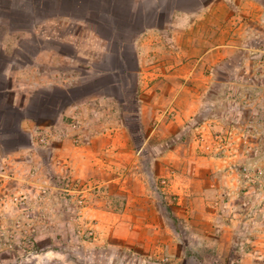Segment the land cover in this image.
<instances>
[{"label":"rangeland","instance_id":"rangeland-1","mask_svg":"<svg viewBox=\"0 0 264 264\" xmlns=\"http://www.w3.org/2000/svg\"><path fill=\"white\" fill-rule=\"evenodd\" d=\"M224 36L222 56L209 54L193 73L192 116L181 121L171 105L145 143L131 85L130 149L46 162L41 134L30 163L0 157L3 171L17 163L14 177L0 173V264H90L96 248L117 254L104 264H264V33Z\"/></svg>","mask_w":264,"mask_h":264},{"label":"crops","instance_id":"crops-1","mask_svg":"<svg viewBox=\"0 0 264 264\" xmlns=\"http://www.w3.org/2000/svg\"><path fill=\"white\" fill-rule=\"evenodd\" d=\"M224 33H264V0H0V117L11 122L0 125V157L30 163L41 134L46 162L130 149L131 85L144 143L171 105L187 120L193 73L209 54L222 56ZM67 135L71 146L53 142ZM16 164L3 171L0 160V173L14 177Z\"/></svg>","mask_w":264,"mask_h":264},{"label":"trees","instance_id":"trees-1","mask_svg":"<svg viewBox=\"0 0 264 264\" xmlns=\"http://www.w3.org/2000/svg\"><path fill=\"white\" fill-rule=\"evenodd\" d=\"M221 68L222 67L220 66L219 69L223 71L224 69H221ZM221 72L217 71V74H218L219 77L221 76ZM217 80H221V78H218ZM218 85H220V84L217 81L215 83V87L218 86ZM215 93H216V90H215L214 86H212L210 88L208 94H207L206 101L212 102L213 101L212 98H213V95H215ZM211 113H213L214 115H217V116L219 115L218 113H215L213 111ZM4 114H6V112H4ZM196 121L199 122L200 120H196ZM0 122H1V117H0ZM0 125L2 127H4V125H5L4 121H2L0 123ZM3 132H7L8 133L9 131H7V128H4ZM22 142H24V141H22ZM110 253H111V250H109L107 248H102V249L96 248L94 250H91V253L87 255L89 257V259H87V261L90 262V264H96L98 262H101V264H104L106 259H109V256H111L112 259L117 257V254H110ZM123 259H124L125 262L128 261V263L133 261V258H131L130 255H128L126 258H123ZM77 263L84 264V261L81 262V260H80L79 262L77 261Z\"/></svg>","mask_w":264,"mask_h":264}]
</instances>
